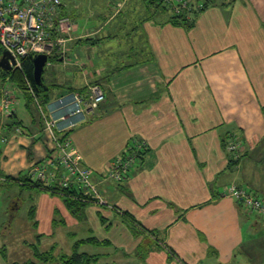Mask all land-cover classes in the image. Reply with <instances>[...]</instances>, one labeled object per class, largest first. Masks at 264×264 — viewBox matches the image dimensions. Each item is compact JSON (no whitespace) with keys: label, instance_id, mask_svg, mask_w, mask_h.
Here are the masks:
<instances>
[{"label":"crops","instance_id":"1","mask_svg":"<svg viewBox=\"0 0 264 264\" xmlns=\"http://www.w3.org/2000/svg\"><path fill=\"white\" fill-rule=\"evenodd\" d=\"M62 1L69 16L70 3ZM170 2L75 5L85 24L75 22L67 57L49 63L70 72L51 85L87 94L98 84L105 92L95 115L70 131L69 148L91 169L108 205L90 204L76 215L61 195L29 188L36 201L27 191L34 205L18 230L11 222L9 235L0 231L1 243L7 240L0 264L31 258L23 242L8 243L15 236L40 248L44 240L69 247L95 239L80 248L97 258L93 264H233L236 255L221 254V244L235 238L242 212L249 215L224 193L237 185L264 198V0H190L192 8H205L190 29L171 23L178 3ZM12 84L15 95L22 93L14 115L23 125L13 126L15 117L6 120L0 111V135L7 139L0 172L17 179L44 164L54 145L24 116L25 92ZM66 93L51 92L52 103ZM232 137L240 143L238 160L226 149ZM133 154L126 180L111 179L115 163ZM11 186L25 188L4 182L0 190ZM21 204L13 202L7 216H18Z\"/></svg>","mask_w":264,"mask_h":264},{"label":"built area","instance_id":"2","mask_svg":"<svg viewBox=\"0 0 264 264\" xmlns=\"http://www.w3.org/2000/svg\"><path fill=\"white\" fill-rule=\"evenodd\" d=\"M160 1L170 4L172 0ZM173 1L178 3L176 12L193 9L190 0ZM75 29L76 23L64 12L62 0H0V48L16 59L17 65L12 70H22V61L37 55H46L49 59L59 55L64 59L68 54L67 43ZM25 82L42 117L44 130L52 137L54 148L46 162L34 167L27 177L28 181L22 185L42 183L51 188L77 189L84 202L107 206L108 202L91 181V169L83 166L81 158L70 150L69 137L63 138L80 119L87 114H95L106 99L103 88L93 84L87 94L71 92L45 106L26 77ZM14 91L9 78L0 80V111L3 117H12L15 113L17 97ZM6 142L7 139L0 135V152ZM226 144L227 151L234 160H238V139L232 137ZM139 149H142V145ZM136 160V154L126 160H118L110 170L109 177L116 182H124L134 169ZM0 180L6 182L4 176ZM224 195L237 201L248 215L264 217L263 197L237 185L229 186Z\"/></svg>","mask_w":264,"mask_h":264},{"label":"trees","instance_id":"3","mask_svg":"<svg viewBox=\"0 0 264 264\" xmlns=\"http://www.w3.org/2000/svg\"><path fill=\"white\" fill-rule=\"evenodd\" d=\"M204 9L205 8L199 10V9L193 8L192 10L183 9L180 12L174 11L173 14H171V18H170L171 23L176 24V25H182V26H185L187 29H190L194 25L198 13ZM3 51L4 50L0 48V58L2 56ZM60 57L61 56L59 55L51 57L49 59L48 64L58 61ZM33 71H34L33 57H30L22 61V70L20 69H14L11 71L0 70V80L1 79L5 80L7 78H10L11 82L12 81L16 82L25 91V95L27 99L26 107L29 110L27 112L30 114L32 124L34 126L38 125L39 127H41V129L44 130L45 127H44L42 117L40 113L38 112V109L35 108L36 105L34 102V98L29 92L28 87L25 84V77L30 81L36 95L42 100L45 106L50 105L52 103L51 88L54 86L53 85L50 86L46 84L44 80V75H43V82L45 84V88L43 90L38 88L34 82ZM78 91L80 93H85L84 90L80 91V89L78 90L74 89L71 92H78ZM12 117L13 118L15 117V121L12 124L13 126L23 125L22 121L16 119L17 116L13 115ZM0 120H1V116H0ZM69 134L67 133L66 135L63 136V138L66 139L67 137H69ZM226 149H227V144H226ZM0 178H3V174L1 172H0ZM5 181H6L5 183L19 185L25 188L32 187V188H36L40 190H45L53 194L61 195L65 201V204L68 210H70V212L76 215H79L88 205L94 204L93 202H84L82 200V194L77 189H61L59 187L51 188V187H47L43 185L42 183H35L33 185H28V184L22 185L23 183H26L28 181L27 176H20L17 179L12 178V177H5ZM1 185H3V183L0 180V186ZM20 239H22L21 243L23 242V247L24 245H26L28 249L31 250L32 252L31 258L25 259L22 262V264H93L97 260V258L94 256H89L85 253L80 252V248L84 244H88L90 242L97 243L95 239H90V240L82 241V242H76L73 245V247L69 250V252L67 253L62 252L58 244L56 243L50 245L48 249L45 248L47 250L42 251L38 244L29 243L23 237H20ZM38 241L40 242V240ZM8 243H9V240H8ZM7 251H8L7 247L4 245L2 254L4 258L6 259H8L9 257ZM14 264H20V263H14Z\"/></svg>","mask_w":264,"mask_h":264},{"label":"rangeland","instance_id":"4","mask_svg":"<svg viewBox=\"0 0 264 264\" xmlns=\"http://www.w3.org/2000/svg\"><path fill=\"white\" fill-rule=\"evenodd\" d=\"M67 1H69L70 3V9L68 15L71 16L80 27H84L85 17H80L78 15L79 14L78 11L74 7H76L75 5L77 3H80L82 1L85 2L86 0H67ZM120 19L121 18H118V20ZM69 73L70 72L68 71V69L65 70L62 69L61 67H51V64H48L45 68L44 80L46 84L49 85L55 84L59 82L58 80L61 79L64 74L68 75ZM15 84L17 85L16 87L21 92H25L16 82ZM51 92H53L55 95L60 93L64 94L67 92L66 93L67 95L69 91L52 87ZM21 94H19V96L16 95L17 105L19 103ZM26 113L28 112L26 111L24 116H26ZM22 114L23 113L21 111H18V115L20 118H22ZM4 117L6 118V120L11 118L8 116H4ZM2 189L0 190V199H1L0 200V231L2 230L3 233L6 235L8 231L12 232L11 231L12 227H9L11 222L15 227V231L18 230L16 229L18 223L21 221V219H24V216L28 215V211L30 210L31 206L34 205L33 200L36 201L35 198L37 196V193H35L34 190H29V188H21L17 186H15L14 188H12V186L7 187L6 189H4L5 191ZM10 190H12L11 193H9ZM27 191H29L32 194L35 193L33 200L31 199L32 197H30ZM18 201L22 203L21 208L18 210V214H17L18 216L14 214L13 210H12L13 214L11 213L12 214L11 217L7 216L6 211H9L12 208L13 202H18ZM242 215L244 216V219L240 221V223L233 224V230L235 231L234 233L235 238L228 239L225 241V244H221V249H222L221 254L224 252L225 255V253L227 254L229 252L230 255L233 256L236 255L233 264H264V218L255 215L246 216L243 212ZM12 217H14L16 220L14 218L12 220ZM7 227H9V229L5 230V228L7 229ZM17 233H19V231ZM1 237H0V245L1 244L3 245L4 243L7 244L6 243L7 240L6 242L1 243ZM7 237L10 239V236ZM11 241L12 242L14 241L15 242L14 244H16L19 247L20 245L19 243H21L22 239H17V236H15L13 237V239L9 240V243H11ZM26 241L29 242L28 240ZM52 242L53 243L56 242L57 244H59V248L64 253L69 252L72 246L71 243L69 247H66L65 245L66 241L63 240H58V239L54 241L44 240L41 243V250L42 251L47 250L52 244ZM26 252L29 251L27 249L25 251H19L18 257L20 256V254L26 255L25 254ZM9 253H10V257H12V251L10 249H9ZM0 263H3L1 257H0Z\"/></svg>","mask_w":264,"mask_h":264},{"label":"water","instance_id":"5","mask_svg":"<svg viewBox=\"0 0 264 264\" xmlns=\"http://www.w3.org/2000/svg\"><path fill=\"white\" fill-rule=\"evenodd\" d=\"M48 62H49V58L46 55H37L33 57L34 82L36 86L42 90L45 88V84L43 82V75L45 68L48 65ZM16 65H17L16 59L8 51L4 50L0 58V70L11 71L13 69V66Z\"/></svg>","mask_w":264,"mask_h":264}]
</instances>
